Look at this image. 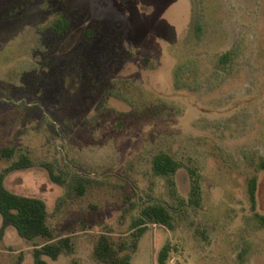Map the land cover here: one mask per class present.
Returning <instances> with one entry per match:
<instances>
[{
	"label": "rangeland",
	"instance_id": "1",
	"mask_svg": "<svg viewBox=\"0 0 264 264\" xmlns=\"http://www.w3.org/2000/svg\"><path fill=\"white\" fill-rule=\"evenodd\" d=\"M8 146L0 172L20 153L35 164L6 187L43 199L54 234L72 236L74 251L50 264H105L100 234L119 243L150 204L172 225L149 223L131 264H159L166 243V264H264V0H0ZM160 151L181 163L172 177L153 170ZM43 241L10 226L0 264H35Z\"/></svg>",
	"mask_w": 264,
	"mask_h": 264
},
{
	"label": "trees",
	"instance_id": "2",
	"mask_svg": "<svg viewBox=\"0 0 264 264\" xmlns=\"http://www.w3.org/2000/svg\"><path fill=\"white\" fill-rule=\"evenodd\" d=\"M62 21L56 23V28L62 26ZM16 148L3 147L0 157L12 159L16 155ZM153 170L157 175L172 177L181 167V163L172 154L160 151L153 156ZM34 160L25 153H20L19 158L0 172V214L3 222L0 227V236H3L9 226H15L19 234L27 239L34 240L42 237L43 242L35 243L33 255L35 264H50L44 256L56 260L63 253H72L74 243L71 235L56 236L47 222V206L43 199L16 193L5 185L6 176L18 169L33 166ZM49 169L51 177L61 182L49 163H43ZM259 168L264 169V159L259 162ZM190 202L199 205L201 201V183L198 173L192 171ZM60 179V180H59ZM174 184L172 179H169ZM77 194L83 195L87 186L79 181L75 186ZM257 178L252 177L249 181L250 199L256 203ZM264 219V216H262ZM149 223H159L166 226L172 225V214L164 204H150L143 207L132 221L129 236L119 243L109 233H101L94 248L95 257L105 264H131L133 254L137 251L140 238L148 229ZM172 246L164 244L158 254V263L166 264L170 259ZM21 262V261H19ZM71 264H80L79 260L73 259Z\"/></svg>",
	"mask_w": 264,
	"mask_h": 264
},
{
	"label": "crops",
	"instance_id": "3",
	"mask_svg": "<svg viewBox=\"0 0 264 264\" xmlns=\"http://www.w3.org/2000/svg\"><path fill=\"white\" fill-rule=\"evenodd\" d=\"M9 227H10V226H9ZM9 227H8L6 230H9ZM45 257L50 258L49 256H45Z\"/></svg>",
	"mask_w": 264,
	"mask_h": 264
}]
</instances>
